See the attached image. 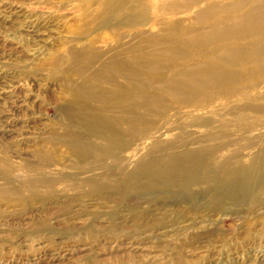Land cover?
Here are the masks:
<instances>
[{
	"label": "rangeland",
	"instance_id": "obj_1",
	"mask_svg": "<svg viewBox=\"0 0 264 264\" xmlns=\"http://www.w3.org/2000/svg\"><path fill=\"white\" fill-rule=\"evenodd\" d=\"M239 1L0 0V264H264V56L195 35Z\"/></svg>",
	"mask_w": 264,
	"mask_h": 264
},
{
	"label": "bare ground",
	"instance_id": "obj_2",
	"mask_svg": "<svg viewBox=\"0 0 264 264\" xmlns=\"http://www.w3.org/2000/svg\"><path fill=\"white\" fill-rule=\"evenodd\" d=\"M178 1L180 2V0ZM245 3L246 0H241L233 5L231 4L229 6L210 8L209 13L213 12L211 10H215L216 12H224L225 15L219 18L217 21V24L219 26H216L217 28L215 30L211 29L209 31H205L201 34L195 35H200L199 37H197L198 41L204 40L205 42L208 41V43H220L222 46L228 45V48L224 51L219 52L216 55V58L229 66L239 65L242 71L248 72L252 67L255 66L258 58L264 56V45L253 44L255 46V52L253 56H247L245 50L241 47L230 49L229 46L235 44V41L237 40L251 38L253 41L255 40V42H257L258 40L264 39V0L254 1L252 5H250V8L247 12L241 15H237L236 17H233L231 19V13L238 11ZM199 15H204V13L202 14L201 12L199 13ZM175 24L177 25V22H175ZM189 35H191V33ZM198 69L201 73L196 76L191 74L189 70H184L182 73L178 74L175 77H169L167 79L168 86L172 87V89L175 90V93H178L179 90H182V88L203 85L208 86L215 81H218L219 83H221V85L224 84L223 81L224 79H226V75H223L221 73L219 74L212 65L205 63L203 65H200ZM178 94L179 95L177 96H180L182 93ZM224 94L229 95L232 94V92L227 91ZM187 96L189 98H192L191 101H193V98H196V96L192 95ZM260 160L264 162V151L260 156ZM151 172L155 174H164V169L158 170L157 168H152ZM243 182L244 179H237L235 182L230 183L228 186H226L223 189V192L228 196L233 195L232 193L235 190L238 191L237 188H239L241 186V183L243 184Z\"/></svg>",
	"mask_w": 264,
	"mask_h": 264
}]
</instances>
